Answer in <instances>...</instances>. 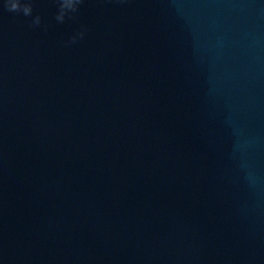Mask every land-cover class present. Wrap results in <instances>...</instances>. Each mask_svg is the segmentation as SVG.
I'll return each instance as SVG.
<instances>
[{
	"label": "water",
	"instance_id": "95a60500",
	"mask_svg": "<svg viewBox=\"0 0 264 264\" xmlns=\"http://www.w3.org/2000/svg\"><path fill=\"white\" fill-rule=\"evenodd\" d=\"M34 7L0 0V264H264V0Z\"/></svg>",
	"mask_w": 264,
	"mask_h": 264
},
{
	"label": "clouds",
	"instance_id": "9594fccd",
	"mask_svg": "<svg viewBox=\"0 0 264 264\" xmlns=\"http://www.w3.org/2000/svg\"><path fill=\"white\" fill-rule=\"evenodd\" d=\"M54 3L56 5L54 20L59 24H63L78 19L81 6L85 3V0H54ZM34 5L35 0H2V7L4 10L30 18L28 20L29 28L41 27L43 24V17L39 12H35ZM43 27L47 30L49 25L43 24ZM88 32V26L81 24L79 29L67 40L62 41L63 46L70 47L82 41L87 36Z\"/></svg>",
	"mask_w": 264,
	"mask_h": 264
}]
</instances>
